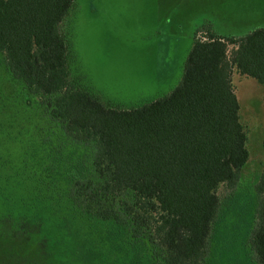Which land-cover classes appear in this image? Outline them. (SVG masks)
Here are the masks:
<instances>
[{"label": "trees", "instance_id": "1", "mask_svg": "<svg viewBox=\"0 0 264 264\" xmlns=\"http://www.w3.org/2000/svg\"><path fill=\"white\" fill-rule=\"evenodd\" d=\"M74 2L0 0L8 71L65 136L93 149L90 159L55 149L59 190L38 180L15 195L0 175V264H211L219 189L237 186L250 156L232 75L264 85V27L239 37L197 29L179 84L124 107L71 74L62 23ZM256 191L248 241L264 264V172Z\"/></svg>", "mask_w": 264, "mask_h": 264}, {"label": "rangeland", "instance_id": "2", "mask_svg": "<svg viewBox=\"0 0 264 264\" xmlns=\"http://www.w3.org/2000/svg\"><path fill=\"white\" fill-rule=\"evenodd\" d=\"M205 26L235 37L264 27V0H75L62 31L72 76L111 104L131 107L179 84L194 34ZM232 78L250 156L237 186L219 189L211 264H256L248 235L258 207L256 185L264 172V85L236 69ZM25 91L0 54V175L10 177L8 187L15 195L32 192L38 180L52 181L59 190L64 164L53 173L48 169L55 149L66 159H90L93 149L65 136L44 114L39 99L25 98ZM78 240L86 242L82 227ZM24 245L31 247L29 241Z\"/></svg>", "mask_w": 264, "mask_h": 264}]
</instances>
